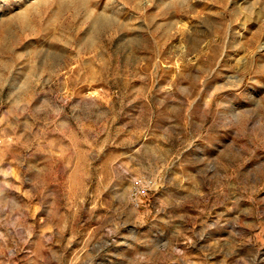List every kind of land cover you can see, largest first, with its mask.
<instances>
[{"label":"rangeland","instance_id":"1","mask_svg":"<svg viewBox=\"0 0 264 264\" xmlns=\"http://www.w3.org/2000/svg\"><path fill=\"white\" fill-rule=\"evenodd\" d=\"M0 264H264V0H0Z\"/></svg>","mask_w":264,"mask_h":264},{"label":"bare ground","instance_id":"2","mask_svg":"<svg viewBox=\"0 0 264 264\" xmlns=\"http://www.w3.org/2000/svg\"><path fill=\"white\" fill-rule=\"evenodd\" d=\"M80 3V2H79ZM93 12V11H92ZM20 16H22V19H26V14H21ZM90 16H92L91 17V19H92V21L94 22V23H96V24H99V25H103V24H110V23H112L113 21H114V17H113V15L111 14V13H109V12H105V11H103V12H100L99 14H93V13H91L90 14ZM28 18V17H27ZM36 28V27H35ZM29 30V29H28ZM37 30V29H36ZM90 42V41H89Z\"/></svg>","mask_w":264,"mask_h":264}]
</instances>
